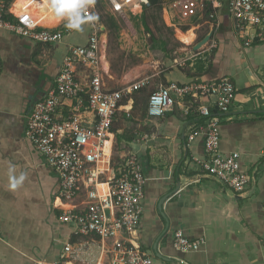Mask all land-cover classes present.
<instances>
[{
	"label": "crops",
	"instance_id": "crops-1",
	"mask_svg": "<svg viewBox=\"0 0 264 264\" xmlns=\"http://www.w3.org/2000/svg\"><path fill=\"white\" fill-rule=\"evenodd\" d=\"M14 1L0 0V10L11 19L17 11ZM29 5L41 17L55 19L44 16L49 12L45 3L29 0ZM215 13L219 21L212 33L215 48H203L193 55H199L198 61L190 62L185 71H169L163 77L166 83L219 77L233 82L229 119L219 129L220 150L239 154L240 168L250 183L243 194H236L197 169L194 159L204 156L202 140L200 136L189 140L190 132L202 123L196 107L187 114L175 106L161 117L147 115L150 133L141 139L135 135L139 143L135 151L145 162L138 242L152 255L153 264H179L178 259L182 264H264V42L244 46L233 35L227 0H220ZM65 40L47 45L0 28V264H52L62 245L74 238L71 226L59 220L68 200L59 197L57 175L24 138L26 116L52 86L64 53L82 45ZM104 64L107 68L103 60ZM10 168L17 176L26 175L15 190L9 187ZM173 190L162 203L161 215L159 199ZM83 199L79 196L72 203L80 206ZM178 228L191 240L203 238L205 244L182 255L172 241ZM154 245L170 260L155 257Z\"/></svg>",
	"mask_w": 264,
	"mask_h": 264
},
{
	"label": "built area",
	"instance_id": "built-area-1",
	"mask_svg": "<svg viewBox=\"0 0 264 264\" xmlns=\"http://www.w3.org/2000/svg\"><path fill=\"white\" fill-rule=\"evenodd\" d=\"M103 1L121 17L150 7V0ZM206 3L215 10L220 0H177L174 6L182 16L192 18L203 14ZM87 12L96 17L93 3ZM227 12L233 35L244 46L264 42V0H227ZM14 15L9 19L0 10V28L34 42L56 45L71 32L63 21L55 26L41 24L31 10L14 11ZM208 17L215 31L217 15L211 11ZM87 25L91 32L86 42L66 50L52 86L33 103L24 125V138L57 175L59 197L68 200L59 220L71 226L74 238L62 245L59 259L52 264H153L152 255L138 242L145 187L139 153L119 152L115 159L109 151L118 112L129 115L130 95L149 81L143 78L120 89L107 88L101 65V24L95 19ZM212 36L206 50L216 46ZM233 96L234 84L226 77L211 83L169 81L148 95L146 112L157 118L174 106L186 114L196 107L202 123L190 132L189 140L203 137L204 157L194 159L197 169L216 184L243 194L250 177L240 171L239 154H223L219 147L218 126L229 119ZM100 184L105 186L101 193ZM79 196L84 198L80 206L72 203ZM172 241L180 253L196 252L205 244L203 238H187L180 228L174 230Z\"/></svg>",
	"mask_w": 264,
	"mask_h": 264
},
{
	"label": "rangeland",
	"instance_id": "rangeland-1",
	"mask_svg": "<svg viewBox=\"0 0 264 264\" xmlns=\"http://www.w3.org/2000/svg\"><path fill=\"white\" fill-rule=\"evenodd\" d=\"M176 1L162 0L159 8L150 7L141 13H127V17H121L111 13L109 5L103 0H93L94 12L101 24L100 51L107 64L105 71H102L105 86L120 89L143 78L149 81L148 86L130 95L132 109L129 115L119 111L113 123L109 151L115 159L119 152H135L139 144L135 135L138 134L141 139L143 134L150 133L147 99L159 85L166 84L164 73L185 71L190 62L198 61L199 55L193 56L196 52L209 48L207 44L193 50L194 44L208 33L212 21L201 13L192 18L182 16L174 6ZM43 3L48 5L49 1L38 0L39 5L43 6ZM14 6L17 12L31 10L41 24L59 21L49 9L44 16L55 19L41 17L31 9L29 0H16ZM142 17L147 21L149 32L143 27ZM112 21L115 26L111 24ZM90 32L91 27L85 24L83 31L71 30L63 39L67 37L65 41L71 45L84 44Z\"/></svg>",
	"mask_w": 264,
	"mask_h": 264
},
{
	"label": "clouds",
	"instance_id": "clouds-1",
	"mask_svg": "<svg viewBox=\"0 0 264 264\" xmlns=\"http://www.w3.org/2000/svg\"><path fill=\"white\" fill-rule=\"evenodd\" d=\"M93 0H49L48 8L52 14L64 22V26L69 30L77 32L83 31V25L92 24L97 17L87 12ZM26 175L21 172L15 175V169H9V187L17 189L20 187Z\"/></svg>",
	"mask_w": 264,
	"mask_h": 264
},
{
	"label": "trees",
	"instance_id": "trees-1",
	"mask_svg": "<svg viewBox=\"0 0 264 264\" xmlns=\"http://www.w3.org/2000/svg\"><path fill=\"white\" fill-rule=\"evenodd\" d=\"M161 2H162V0H150V7H160L161 6ZM149 7V8H150ZM146 9H148V8H143V11H145ZM142 11V12H143ZM211 11H214L215 12V10H213L212 8H211V6H210V4L209 3H206V5H205V8H204V10H203V14H205L207 17H208V14L211 12ZM7 18H9V19H11L12 18V16L11 15H9V16H6ZM113 26H115V23L112 21V23H111ZM142 24H143V27H144V29L146 30V31H150L149 30V28H148V25H147V21L144 19V17H142ZM59 68V67H58ZM200 69H202V66H201V68L199 67V70ZM57 74V73H56ZM56 76V75H55ZM198 77H200V76H198ZM221 78H224V77H219V78H217L216 80H213V81H201V82H204V83H211V82H214V81H217V80H220ZM194 82V81H193ZM197 82V81H196ZM198 82H200V81H198ZM180 83V82H179ZM49 90V89H48ZM47 90V91H48ZM235 91H236V89H235V85H234V94H235ZM232 101H233V99H232ZM175 107V106H174ZM223 122V121H222ZM221 122V123H222ZM221 123L219 124V126H218V129H220V125H221ZM220 134V133H219ZM200 138H201V140H202V146H203V137L202 136H200ZM219 147H220V135H219ZM203 152H204V150H203ZM204 157V156H203ZM139 161H140V164H141V166H142V168H143V175H144V177H145V165H144V157H143V155L141 156V155H139ZM240 164V163H239ZM240 171H242L241 170V168H240ZM185 234V233H184ZM143 249V248H142ZM180 253V252H179ZM187 253H182V255H186Z\"/></svg>",
	"mask_w": 264,
	"mask_h": 264
},
{
	"label": "water",
	"instance_id": "water-1",
	"mask_svg": "<svg viewBox=\"0 0 264 264\" xmlns=\"http://www.w3.org/2000/svg\"><path fill=\"white\" fill-rule=\"evenodd\" d=\"M98 19V18H97ZM212 27L210 26L209 28V31L206 35L203 36V38L201 40H199L196 44H194L193 46V50L196 51L198 50L201 46L205 45L209 39L211 38L212 36ZM176 190H173L172 192L170 193H167L165 194L164 196H162L160 199H159V202H158V210L160 212V214L162 215V203L164 202V200L169 197L171 194H173ZM153 253L155 255V257L159 258V259H162V260H170L168 258H165L164 256H162L157 250H156V245L153 246Z\"/></svg>",
	"mask_w": 264,
	"mask_h": 264
},
{
	"label": "bare ground",
	"instance_id": "bare-ground-1",
	"mask_svg": "<svg viewBox=\"0 0 264 264\" xmlns=\"http://www.w3.org/2000/svg\"><path fill=\"white\" fill-rule=\"evenodd\" d=\"M106 67H107V64H106ZM103 190H105V186L103 184H100L98 186V191L101 193V192H103Z\"/></svg>",
	"mask_w": 264,
	"mask_h": 264
}]
</instances>
